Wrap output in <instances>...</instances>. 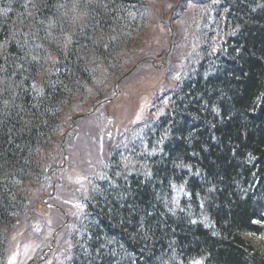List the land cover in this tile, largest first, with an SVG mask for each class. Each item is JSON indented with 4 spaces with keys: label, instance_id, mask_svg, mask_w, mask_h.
<instances>
[{
    "label": "trees",
    "instance_id": "1",
    "mask_svg": "<svg viewBox=\"0 0 264 264\" xmlns=\"http://www.w3.org/2000/svg\"><path fill=\"white\" fill-rule=\"evenodd\" d=\"M146 1L0 0V264L19 224L40 264H264V0H186L140 123L110 145L108 103L86 155L64 140L164 24Z\"/></svg>",
    "mask_w": 264,
    "mask_h": 264
},
{
    "label": "rangeland",
    "instance_id": "2",
    "mask_svg": "<svg viewBox=\"0 0 264 264\" xmlns=\"http://www.w3.org/2000/svg\"><path fill=\"white\" fill-rule=\"evenodd\" d=\"M146 2L149 10L152 11V16L164 15V17L161 15L162 19L159 17V20L161 19L159 23L163 22L166 25L161 23L157 25L155 32L147 29L137 35L134 39L135 47L131 49L133 55H131L132 63L130 62V68L127 67V69L129 68L128 73H125L115 80H113L114 78H109L108 83L105 81L103 84L98 85L103 95H109L110 101L98 103L95 107L90 109L91 103H88L83 110L76 113L77 116H72L74 112L70 111L63 120L62 131L64 139H68L66 136L69 135V141H71L73 139L71 138L72 134L74 133L75 144H73L74 146L76 145V150L83 145V141L86 139V145L84 146L85 148H83V154L85 155L88 153V148L91 147V140H89L90 135L86 136L85 127L92 128L98 126L95 120L93 121L94 115H102L100 111L107 110L106 105H108V103L110 110L112 108L117 111L113 113L112 110H107V115H109L107 120L110 123L108 126L111 128L108 133L110 135V140H112V142L109 143L110 145L113 144V139H115L116 136V140L122 138L132 125L140 123L139 121L144 118L146 108L148 112V109L152 107V105H150V99H148L147 96H143L144 93L147 92V94H149L153 86H159L161 77L166 75L165 68H167L168 59H174L175 53L173 47L179 42L177 38L179 36L178 30H176L177 27H180V24L188 25L191 23L189 17L193 14L192 2L187 3L186 0H147ZM150 7H152L153 10L150 9ZM190 12L191 14H189ZM175 17L177 19H175ZM178 23H180L179 26ZM174 25L175 27L173 28ZM150 27L153 28V26ZM146 63L150 66L146 68L148 70L144 71L142 67ZM161 89L162 88H159V93H162ZM157 110L160 112L162 108L158 107ZM102 116L106 117V115ZM113 116L115 118H113ZM76 125L82 126L84 130ZM98 128L100 132L102 128ZM76 134H78V136ZM99 151L98 147V152ZM74 152L75 150L72 151L69 158L65 157L66 154L64 155L65 159L63 157L62 162H64L65 165L63 167L60 166V168L66 170L71 178L81 179V168H75L74 166ZM90 152H92V150ZM100 155H102V151H100ZM69 166L71 168L70 171L68 168ZM70 205L72 208L75 207L72 209L73 212L81 209L76 199H71ZM38 209L39 212L42 213V207L39 206ZM36 226H38V224ZM36 226H34V228ZM36 230L41 231V227H37ZM29 232L30 230L27 229L25 224H19L16 230L13 231L8 244V254L5 264H40L34 261L33 258L44 257L48 250L38 252V243L36 240H33L32 231ZM43 234L46 237L51 236L50 229L48 228L46 233L44 230ZM40 252L41 254L39 255ZM42 260H44V258H42Z\"/></svg>",
    "mask_w": 264,
    "mask_h": 264
},
{
    "label": "bare ground",
    "instance_id": "3",
    "mask_svg": "<svg viewBox=\"0 0 264 264\" xmlns=\"http://www.w3.org/2000/svg\"><path fill=\"white\" fill-rule=\"evenodd\" d=\"M72 138H73V140L75 139V134L73 133L72 134ZM74 142H75V140H74ZM83 143H86V139H84V141H83ZM104 144L102 143V144H100V146H99V150L100 151H104Z\"/></svg>",
    "mask_w": 264,
    "mask_h": 264
}]
</instances>
